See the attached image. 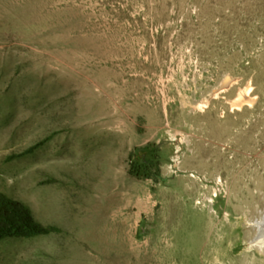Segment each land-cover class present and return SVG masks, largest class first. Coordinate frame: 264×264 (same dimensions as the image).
Returning <instances> with one entry per match:
<instances>
[{
    "label": "rangeland",
    "instance_id": "1",
    "mask_svg": "<svg viewBox=\"0 0 264 264\" xmlns=\"http://www.w3.org/2000/svg\"><path fill=\"white\" fill-rule=\"evenodd\" d=\"M0 192V264H264V0H0Z\"/></svg>",
    "mask_w": 264,
    "mask_h": 264
},
{
    "label": "trees",
    "instance_id": "2",
    "mask_svg": "<svg viewBox=\"0 0 264 264\" xmlns=\"http://www.w3.org/2000/svg\"><path fill=\"white\" fill-rule=\"evenodd\" d=\"M162 145L149 142L136 146L129 154V174L138 179L162 178ZM54 227L44 226L36 220L32 209L19 199L0 192V240L15 237L29 238L48 234Z\"/></svg>",
    "mask_w": 264,
    "mask_h": 264
},
{
    "label": "bare ground",
    "instance_id": "3",
    "mask_svg": "<svg viewBox=\"0 0 264 264\" xmlns=\"http://www.w3.org/2000/svg\"><path fill=\"white\" fill-rule=\"evenodd\" d=\"M233 80V78H232ZM232 80L230 78H227L224 83H223V86L227 88V86H229L232 82ZM251 87V86H250ZM248 87L245 91H241L240 92V95L238 98H236L235 100L232 101V106L235 108V107H238L240 108L245 102L247 103H251L253 102V98H251L248 94V91H249V88ZM222 89V88H221ZM220 91V90H219ZM253 104V103H252ZM233 108V109H234ZM237 108V109H238ZM179 151V150H177ZM264 216V215H263ZM257 226H258V235L256 237V239L254 240V244H264V217L258 221L257 223Z\"/></svg>",
    "mask_w": 264,
    "mask_h": 264
}]
</instances>
